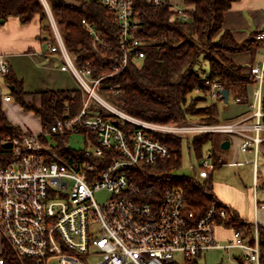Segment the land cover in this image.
<instances>
[{
  "label": "built area",
  "instance_id": "built-area-1",
  "mask_svg": "<svg viewBox=\"0 0 264 264\" xmlns=\"http://www.w3.org/2000/svg\"><path fill=\"white\" fill-rule=\"evenodd\" d=\"M87 1H96L113 13L120 30V47L116 48L96 25L83 20L95 55L102 56L111 68L109 75L95 78L92 62L80 67L73 58L50 4L44 1L53 32L48 47L64 62L61 70L70 71L76 77L85 98L78 115L71 117L68 113V117L58 120L47 131L38 134L22 131L0 145L3 244L20 264H27V260L38 264H90L88 259L93 257L102 258L97 264H178V254L187 262L197 260L210 250L224 249L240 251L234 264H261V227L257 220L252 224L253 243L242 229H234L233 240L222 244L216 238V229L234 216L230 209L213 205L207 215L198 220L196 210L189 208L185 195L177 188L164 189L159 203L147 201V195L154 192L152 186H141L133 173L142 165L155 166L160 158H171L169 147L146 130L189 140L205 133L239 134L244 138L242 152H253L257 157L264 141L261 137L264 131V31L256 37L263 61L249 71L254 87L255 125L248 126L247 119L218 125L194 122L157 125L125 114L109 105L101 94L105 79L123 73L132 61L140 62L145 57L144 43L138 37L141 20L134 11V1ZM149 1L154 7L167 3V0ZM169 4L181 14L182 21L189 19L183 9L175 7L173 0ZM11 74L12 65L0 49L1 107L9 100L10 95L4 94V81ZM213 88V98L218 99L224 88L219 83ZM92 102L105 106L104 112L139 128L128 135L120 121L105 117ZM250 130L257 135H248ZM70 134L85 137L86 147L79 149L84 158L66 159L56 151L58 138ZM8 143L12 146L6 148ZM210 160L208 156L202 160L201 179L206 180L215 168ZM257 183L258 178L255 186ZM100 191L111 193L112 198L98 202L95 196ZM0 264H8L2 253Z\"/></svg>",
  "mask_w": 264,
  "mask_h": 264
},
{
  "label": "trees",
  "instance_id": "trees-1",
  "mask_svg": "<svg viewBox=\"0 0 264 264\" xmlns=\"http://www.w3.org/2000/svg\"><path fill=\"white\" fill-rule=\"evenodd\" d=\"M134 11L140 16L141 31L138 34L143 41L145 57L140 62H131L126 71L114 75L102 82L101 94L108 97L114 105L140 121L153 124L172 125L174 123L218 125L223 123L220 105H228L222 96L213 98L214 84H221L224 90L233 94L238 102L248 103L249 86L252 76L245 75L242 67L229 59L226 54H238L251 51L259 54L261 45L256 41L257 34L245 43L236 41L234 34L224 30L225 14L234 3L240 0H185L184 13L189 19L184 22L182 16L170 6L154 7L149 0H133ZM59 31L62 33L75 61L81 67L92 62L95 78L109 75L110 64L102 56L95 55L88 31L83 20H88L103 31L104 36L119 48L120 30L115 16L100 3L87 0H47ZM40 18L42 32L50 34L52 27L46 9L40 0H0V22L17 18L23 25L31 24ZM209 63L207 71L201 69L203 62ZM207 75V78H205ZM11 91L15 101L24 109L41 117L43 130H49L55 122L71 117L83 109L85 92L80 90L45 91L28 94L23 83L16 82ZM40 98L36 106L27 98ZM70 109L69 112L67 109ZM264 111V99H263ZM105 117L120 121L123 130L132 135L139 127L124 122L116 115L103 112ZM156 139L166 144L171 158H160L155 166L145 164L136 169L133 175L143 187L152 186V195L146 200L160 202L166 188H177L185 195L189 208L196 210L198 220L207 215L213 205L222 206L213 192L212 171L209 177L201 179L195 176L175 175L181 168L183 158V138L146 130ZM22 130L11 123L0 105V145L7 138L18 136ZM69 136V135H68ZM68 136L58 138L56 151L66 159L84 158L80 150L69 144ZM215 134L205 133L191 139L192 148L199 160L208 156L204 147L211 142ZM107 155H109L107 153ZM213 158V157H211ZM111 157L108 158V164ZM214 170L220 166L214 163ZM226 226L242 229L252 239V225L242 221L234 214L225 221ZM261 264H264V230L260 228ZM252 239V243H253ZM2 256L8 264H20L13 252L3 244ZM27 264H38L27 260ZM186 264H198L189 260Z\"/></svg>",
  "mask_w": 264,
  "mask_h": 264
},
{
  "label": "crops",
  "instance_id": "crops-1",
  "mask_svg": "<svg viewBox=\"0 0 264 264\" xmlns=\"http://www.w3.org/2000/svg\"><path fill=\"white\" fill-rule=\"evenodd\" d=\"M223 27L224 30L232 32L236 41L241 44L245 43L252 35L264 31V0H240L234 3L231 10L225 14ZM50 39L51 35L42 32L39 17H36L29 25H23L17 18H9L3 23L0 22V49L8 56L12 65V74L6 78L7 87L11 91L14 89L16 82H22L25 92L32 95L49 90H79L80 86L76 77L70 71L63 72L61 70L64 62L61 60L60 55L50 51L48 47ZM226 56L241 66L245 75H249L250 69L260 66L263 61L261 53L253 55L251 51L233 55L226 54ZM9 95L7 102L9 104L16 103L12 94ZM230 97L231 95L229 96V101ZM262 97L264 99V85ZM252 99V87L250 85L248 103L238 102L235 97L236 105L229 112L230 115L227 117L226 122L223 123H234L235 121L247 119L246 124L248 126L255 125L257 119L253 117L255 110L252 106ZM27 100L30 101L31 97L27 98ZM248 135L255 137L257 133L250 130ZM261 137L264 140V131ZM243 141L244 138L236 134L229 142V149H224L225 153H221L217 162L214 163L220 164L224 160V156L227 155L225 162L227 166L233 169L238 168L240 170L252 166L253 186L245 191L238 185L222 184V186L217 185L216 188L213 185V192L221 205L226 206L239 216L242 221L250 225L253 224L256 213L257 223L264 230V208L260 207L264 204L259 200V186L262 179L260 160L264 161V141L259 146L257 157L253 152L249 154L242 152L241 145ZM208 157H214V155L210 153ZM255 159L257 164L254 163ZM255 176L258 178L257 186H255ZM261 192L264 193V185ZM234 231V228L221 224L216 229V238L221 243L223 238L233 240ZM3 247V240L0 234L1 250H3Z\"/></svg>",
  "mask_w": 264,
  "mask_h": 264
},
{
  "label": "rangeland",
  "instance_id": "rangeland-1",
  "mask_svg": "<svg viewBox=\"0 0 264 264\" xmlns=\"http://www.w3.org/2000/svg\"><path fill=\"white\" fill-rule=\"evenodd\" d=\"M40 1L43 3L45 7V2H47V0H40ZM173 1L175 2V7H177L178 9L184 10L185 0H173ZM50 24H51V21H50ZM49 35H51V38H53L52 31L50 32ZM208 68H209V63L207 61L206 62L204 61L201 69L204 71H207ZM7 86H8V82L6 80L4 81V94H11V90ZM251 87H252V96H253L254 87L253 86ZM103 97L109 105L111 106L114 105V103H112L108 97L104 95ZM30 101H34L36 106L40 104L39 97H37L36 99L31 97ZM235 101H236L235 95L231 94L229 104L220 105V116L223 119V122H226L227 117L230 115L229 112L232 109H234L236 105ZM92 106L96 109L99 108L102 112L106 111L105 106L100 105V104L97 105L95 102H92ZM1 110H3L4 114L6 115V117H8L11 123L19 127L22 131H32L37 134L38 132L40 133L43 131V124L41 122V117L38 115L36 116V114L32 111H28L24 109L17 102L13 104H9L6 101L5 104L1 107ZM161 125H164V124H161ZM235 136L236 134L235 135L224 134V133L215 134L214 139L205 145L204 147L205 155L210 154V153L214 155L213 159L210 160L211 163L214 164V162H217V159H219L221 153H225L224 149L222 148V144L225 141H227V139H229V141L227 142H231L232 138H234ZM68 138H69V144L74 149L82 150L86 147L85 137H82L81 135H77V134H70ZM191 141H192L191 139L189 140L187 138H184L183 145H182V150H183V158H182V163H181L182 166L180 169L175 171L174 173L175 175L177 174V175H184V176H190V177L195 176L196 174H198V172L200 171L202 167V164H201L202 160H199L197 158L195 151L192 148ZM224 157H225L224 160L221 161L220 163L221 165L211 172L212 178L214 179L213 181H214L215 188L217 185L222 186L223 184V185H235V186L238 185L239 187L242 188V190L244 189L245 191L250 189L254 184L253 178H252V169H253L252 166L242 168L240 170L238 168L233 169L227 166L225 162L227 160L226 159L227 155ZM260 162H261V178L262 179L260 181V186H259V191H260L259 200L261 203L264 204V193L261 192L263 189V185H264V161L260 160ZM95 198H97L98 202L101 203V202H104L112 198V194L107 191H100V193L96 194ZM254 219L257 220L256 213L254 215ZM217 233H218V230H217ZM221 240H222V244H227L231 241L230 239H227V238H223ZM1 249L2 248H0V254L3 252V250ZM239 255H240V251L238 250H229V251L226 249L210 250L206 253L201 254V256L197 259V263L198 264H234L235 257H238ZM83 260L87 261L86 259H83ZM88 261L90 264H97L102 261V258L93 257L92 259H88ZM177 263L186 264L187 262L181 254H178Z\"/></svg>",
  "mask_w": 264,
  "mask_h": 264
},
{
  "label": "water",
  "instance_id": "water-1",
  "mask_svg": "<svg viewBox=\"0 0 264 264\" xmlns=\"http://www.w3.org/2000/svg\"><path fill=\"white\" fill-rule=\"evenodd\" d=\"M229 96H230V92L228 90L225 89V90L222 91V97H223L225 103H228ZM66 117H68V116H66ZM11 146H12V144L8 143L5 147L8 148V147H11ZM229 146H230L229 142H225V143L222 144V148L223 149H229Z\"/></svg>",
  "mask_w": 264,
  "mask_h": 264
}]
</instances>
